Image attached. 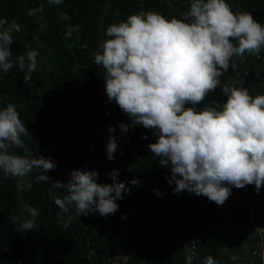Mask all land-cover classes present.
I'll return each instance as SVG.
<instances>
[{
    "label": "trees",
    "instance_id": "1",
    "mask_svg": "<svg viewBox=\"0 0 264 264\" xmlns=\"http://www.w3.org/2000/svg\"><path fill=\"white\" fill-rule=\"evenodd\" d=\"M227 2L233 12H249L264 25V0ZM189 4L190 0H63L59 5L50 0H0V18L20 25V31L12 33L13 62L28 50L39 53L28 84L23 82L26 73L18 67L0 72V109L14 104L29 132L22 137L28 149L34 156L55 161L57 167L45 175L67 183L73 169L97 170V182L111 184L106 173L118 169L117 180L130 188L116 201L119 208L114 215L78 216L73 208L64 214L65 220L73 217L65 229L52 198L57 190L50 182L36 183L34 171L26 178L32 188L21 191L16 179L0 173V264H189L193 246L191 264H202L208 256L217 264H262V255L256 252L264 249L260 242L264 203L251 204L250 198L264 195V187L258 194L254 185L232 187L230 206L222 210L205 207L194 193H174L175 185L165 179L170 169L162 167L148 147L157 136L143 126H133L108 101L104 71L94 63L93 54L107 39V26L147 11L182 18ZM65 13L68 18L61 19ZM69 26L78 31L65 38ZM234 60L236 67L223 73L221 85L234 82L252 96L264 95V48L259 57L246 54ZM225 99L218 86L199 107ZM120 123L129 125L123 132L129 135V144L118 141ZM109 126L115 128L111 135L118 145L113 161L106 154ZM10 151L23 154L17 148ZM133 179L142 181V186L131 185ZM153 189L163 195L157 196ZM25 205L39 210L37 229L30 232L16 230L19 221L11 219L13 215L30 218ZM227 222L246 231L231 232Z\"/></svg>",
    "mask_w": 264,
    "mask_h": 264
},
{
    "label": "clouds",
    "instance_id": "2",
    "mask_svg": "<svg viewBox=\"0 0 264 264\" xmlns=\"http://www.w3.org/2000/svg\"><path fill=\"white\" fill-rule=\"evenodd\" d=\"M50 3L59 5L63 0ZM67 18L66 13L61 17ZM19 31L15 21L8 24L0 18V72L18 67L26 73L23 82L28 84L39 53L28 50L13 62L12 33ZM75 31L78 27L69 26L65 38ZM105 34L107 39L93 56L104 71L107 99L133 126H143L157 136L148 147L160 158L159 164L170 169V177L165 179L175 185L173 192L194 193L217 205L227 201L232 187L254 185L258 194L264 187V95L252 96L234 82L221 85L220 77L230 66L236 67L234 58L246 54L259 57L264 48V25L249 12H233L227 0H190L182 18L153 11L132 14L107 26ZM218 86L226 97L224 102L199 107ZM119 127L122 132L129 130L123 123ZM107 131L106 154L113 161L118 147L111 135L115 128L109 126ZM28 135L14 104L0 109V173L16 179L21 191L32 188L26 178L34 171L36 183L50 182L57 190L52 198L60 210L57 216L62 227L70 226L73 217L65 220L64 214L73 208L78 216L98 213L105 218L118 211L116 201L130 192L125 182L117 180L118 169L106 173L111 184L98 183L97 170L80 169L70 171L67 183L52 181L45 173L57 164L51 157L34 156L22 138ZM141 138L147 136L142 134ZM12 148L21 149L23 154L13 153ZM130 183L142 186L139 179ZM24 211L30 218L11 217L19 221L16 230H36L39 210L25 205ZM202 264L217 261L208 256Z\"/></svg>",
    "mask_w": 264,
    "mask_h": 264
},
{
    "label": "rangeland",
    "instance_id": "3",
    "mask_svg": "<svg viewBox=\"0 0 264 264\" xmlns=\"http://www.w3.org/2000/svg\"><path fill=\"white\" fill-rule=\"evenodd\" d=\"M119 135H120V138L118 140L119 142H121L123 144H129L130 138H129L128 134L120 132ZM246 196L247 195L245 194V197ZM245 197H243V198H245ZM198 198L201 202H203V205L205 207L210 206V207H213L214 209L222 210V209H227L230 206L231 195L223 205H217L216 203L209 201L204 196H198ZM250 200H251V204H252L254 201H256V200L258 201V198L251 197ZM243 201H244V205L246 206V204H245L246 200L243 199ZM226 226H227V230H231V232L234 231L235 233L240 234V235H242L246 231L245 228H235V226L231 222H227ZM225 250H227V248ZM247 252L250 255V251L248 250Z\"/></svg>",
    "mask_w": 264,
    "mask_h": 264
},
{
    "label": "built area",
    "instance_id": "4",
    "mask_svg": "<svg viewBox=\"0 0 264 264\" xmlns=\"http://www.w3.org/2000/svg\"><path fill=\"white\" fill-rule=\"evenodd\" d=\"M117 138H118V140H119L120 135L117 134ZM263 203H264V195L262 194V195L260 196V198L258 199V201H256L255 204H260V205H262ZM253 213H256V210H254ZM260 231H261V232H264V229H263V228H260ZM260 242H262V243L264 242V234L261 235V241H260ZM190 253H194V254H195V246H193V247L190 249ZM256 254H257V255H262V257H260V258H261L260 261H262V264H264V249H263L262 252H259V253L256 252ZM193 257H194V255L191 256V257H190V255L187 256L188 260H191V261L193 260Z\"/></svg>",
    "mask_w": 264,
    "mask_h": 264
}]
</instances>
